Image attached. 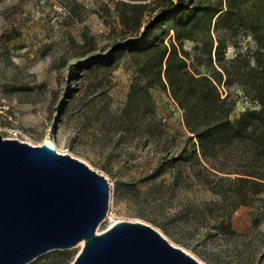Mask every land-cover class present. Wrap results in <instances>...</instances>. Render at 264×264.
I'll return each instance as SVG.
<instances>
[{
	"label": "rangeland",
	"instance_id": "obj_1",
	"mask_svg": "<svg viewBox=\"0 0 264 264\" xmlns=\"http://www.w3.org/2000/svg\"><path fill=\"white\" fill-rule=\"evenodd\" d=\"M116 1L0 0V136L31 145L49 139L105 177L109 207L96 234L118 221L144 222L203 264H264V194L236 208L231 234L220 224L223 204L210 203L217 197L198 181L193 160L153 177L161 163L189 155V134L182 111L160 88L150 89L137 110L127 109L135 64L115 48L139 35L162 3L132 1L136 28L122 23ZM254 48L241 38L225 55ZM102 56L113 61L98 62ZM228 92L236 100L231 120L257 108L238 86ZM83 244L27 264H70Z\"/></svg>",
	"mask_w": 264,
	"mask_h": 264
},
{
	"label": "trees",
	"instance_id": "obj_2",
	"mask_svg": "<svg viewBox=\"0 0 264 264\" xmlns=\"http://www.w3.org/2000/svg\"><path fill=\"white\" fill-rule=\"evenodd\" d=\"M132 1L144 0H117L116 5L122 23L137 28L138 5ZM156 2L162 8L139 35L115 48L118 56L128 54L135 64L127 109L137 110L150 99V89L168 92L182 111L191 148L188 156L172 159L174 164L161 163L153 177L193 160L202 173L198 181L217 197L210 203L223 204V230L233 234L236 208L264 194V0ZM248 37L255 44L251 55L226 58L228 46ZM185 42L193 44L190 50ZM112 61L102 56L98 62ZM233 86L257 108L231 120L236 100L228 89Z\"/></svg>",
	"mask_w": 264,
	"mask_h": 264
},
{
	"label": "water",
	"instance_id": "obj_3",
	"mask_svg": "<svg viewBox=\"0 0 264 264\" xmlns=\"http://www.w3.org/2000/svg\"><path fill=\"white\" fill-rule=\"evenodd\" d=\"M109 183L47 143L0 136V264H27L83 241L70 264H203L144 222L118 221L96 234Z\"/></svg>",
	"mask_w": 264,
	"mask_h": 264
},
{
	"label": "bare ground",
	"instance_id": "obj_4",
	"mask_svg": "<svg viewBox=\"0 0 264 264\" xmlns=\"http://www.w3.org/2000/svg\"><path fill=\"white\" fill-rule=\"evenodd\" d=\"M45 143H47L48 145H50L51 147H53L55 150H57V152L59 151L57 149V147L54 145V143L52 141H50L49 139H46L45 140Z\"/></svg>",
	"mask_w": 264,
	"mask_h": 264
}]
</instances>
